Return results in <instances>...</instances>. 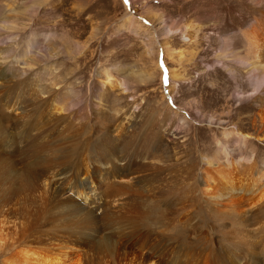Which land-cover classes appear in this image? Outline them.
<instances>
[{
  "label": "rangeland",
  "instance_id": "374dc122",
  "mask_svg": "<svg viewBox=\"0 0 264 264\" xmlns=\"http://www.w3.org/2000/svg\"><path fill=\"white\" fill-rule=\"evenodd\" d=\"M247 3L264 10V0H0V55L11 56L0 66V78L11 79L9 89L0 88V104L6 103L5 111L0 106V264H10L24 246L86 264H264L263 251L233 244L264 236V74L246 73L245 58L234 55L235 40L247 44L243 30L254 21L241 23L240 12L251 10ZM26 86L47 87L61 113L86 122L92 130L87 152L101 157L102 148L118 143L115 128L128 105L142 117L168 115L169 125L159 131L164 142L152 151L174 170L166 175L163 165L153 169L137 159L128 170L136 188L111 193L96 171L91 184L83 167L72 168V180H51L41 204L38 192L20 189L39 153L27 149L26 140L10 139L22 126L17 103L39 99L33 94L29 100ZM44 118L38 115L36 126ZM105 126L110 134H102ZM153 175L178 185L174 199L162 200L159 187L151 190L160 182L142 180ZM240 184L250 186L249 196L237 192ZM223 186L228 194L218 196ZM138 188L159 196L141 233L129 239L100 222L101 241L86 240L87 234H76L78 224L67 228L65 218L54 221L47 212L71 194L97 214L119 213L138 200ZM237 195L253 198L241 206L226 202Z\"/></svg>",
  "mask_w": 264,
  "mask_h": 264
},
{
  "label": "bare ground",
  "instance_id": "6f19581e",
  "mask_svg": "<svg viewBox=\"0 0 264 264\" xmlns=\"http://www.w3.org/2000/svg\"><path fill=\"white\" fill-rule=\"evenodd\" d=\"M247 5H248L247 9H251L249 10V12H247V14L245 10L242 12L239 11L240 12L239 17L242 21L241 23L247 21L251 17L254 18L253 19L254 21L250 24L251 26L246 25L247 28L243 30V35L246 38L245 40L247 41V44H245L240 38H238V40H235L234 45L236 49L234 51L235 52L234 55L236 57L245 58L247 62V66L244 68V70L246 71V73H249L253 70H259L261 73L264 74V10H259L258 8L259 11L257 10L255 12L252 10H255L256 7L249 5V3H247ZM2 51L3 50L0 49V54ZM10 57H4L0 55V66L3 67L4 65H6L9 62ZM16 60L18 62L17 57H16ZM7 71L8 69H4L2 72H7ZM25 71H27V69H25ZM2 75L5 78H0V88L2 90L9 89V85H11L10 84L11 79L10 80L7 79L9 75H6V73ZM45 93L46 95H44ZM25 94L28 95L27 97L28 99L31 96H33V94L37 95L39 99H36V102L33 101L34 103L30 105H27L29 104L28 103L29 101L28 102L26 101L27 106H25V104L21 105L20 102H19L20 106H17L18 103L16 101L13 102L15 105L17 103L15 109L17 110L19 109V112L17 113L20 114L19 115L20 119H22V123L19 119V123H21L22 126L19 125L21 127H18V129H16L17 131L15 132L13 136H11L10 139L11 141L14 139L15 140L17 139L18 141L22 140L23 142L26 140L25 144L27 145L26 146L27 149H30V151L34 155L39 153L37 157H34V158L32 157L33 159L31 158L32 160L29 161L26 171L24 172V174L26 173L28 174H26V176L23 175L24 177L22 176L21 181L19 180V178L17 179V181H20V183H22L21 184L22 187L21 188L19 187L20 189H24L27 191H33L34 194L35 192H38V197L36 198L41 201V204H44V202L46 204V195L49 189L47 187H50V182L54 180V181H60V183H64L69 180H72V178H70L71 176L70 171L72 168L81 167L82 169L83 167V171H82V175H84L83 179L89 178L91 184L93 183L96 184V181L93 182L95 179H94V176H92V172L96 171L102 177L101 179L106 181L107 190L110 191L111 193H112V190L121 191V190L129 189V188H134V189L136 188L135 184H133L134 182L133 179H135V177L134 176L129 177L132 171L129 172L128 170L130 169L132 164L137 159L138 160L145 159L146 161H148V164L151 165V168L154 167L153 169L160 168L162 167L161 165H163L162 168L166 167V169L165 168L163 169L162 171L163 173L167 171L172 172L174 170L173 168L175 167V164L173 167V165L169 166L170 165L169 161H168V164H165V162L161 163L157 154H153V151H152V149L159 147L161 143L164 142V140L159 135L160 134L159 131H161L160 125L162 126L169 125L170 117L168 115L162 118L160 117L161 116L160 113L156 111L154 113H151V114H148L147 116L142 117L143 116L142 114H141L142 116L141 115L139 116L136 113L137 111H135V109L133 108V104L128 105L127 106L128 108H127V111L124 117L120 120V122L116 125V128H115V131H117V134L120 136L119 141L117 140L118 143L114 145L109 143L107 147L101 149L100 153L102 152L101 153L103 157V160H102V157L99 155V153H97L96 150L93 151L92 153L87 152V149L88 148L90 149V143L88 141L90 140L89 133L90 132L92 133L91 128L89 126H86L85 124L86 122L83 124H81L80 122L73 123L74 121H71L70 120L71 118L69 119L70 113H68L69 114L67 115L68 117L63 114L64 112L61 113L60 111L63 106L61 105V107L60 106L55 107L54 106L55 103H51V102H54V99L51 98L54 92H51V90L48 91L47 87H43V86L31 87L30 86V87H27ZM1 104L2 106L5 107L4 110L3 108L2 109L0 108L1 111L2 110L5 111L6 106L4 104L6 103L4 104L1 103ZM14 104H9V105L7 104V105L12 106ZM40 114L42 115V118L43 117H46V118H44V121L41 119L42 123L41 124L38 123L39 125L36 126L34 119L38 117V115ZM51 115H54L55 117L52 118ZM17 116L15 118H18ZM64 117H67L72 123L64 120ZM0 118L4 119L5 117L4 115L3 117L1 115ZM3 121L5 122V120ZM16 121L17 120H15V122ZM3 125L5 124L3 123ZM3 125L1 124V126ZM104 129H105L104 131H101L102 134L111 133L110 132L111 130L109 127H106ZM26 134L27 136L21 138L20 135H26ZM85 137L88 141L85 140ZM2 141L3 139L0 138V146L2 145ZM225 148H228V147H225ZM85 151L88 154L86 153L87 155H85L84 157L80 156L81 153ZM29 159H30V156H29ZM99 159L101 161H99ZM174 163H177V162H174ZM0 173H2L1 168H0ZM229 174L230 173H228L227 175L226 173L225 175L230 179L232 175L229 176ZM11 175L14 176V174H11ZM126 177H129L128 181H123L126 179ZM137 178L138 180L141 179L140 176H138ZM142 180H145L151 183L154 182L155 180L160 182L159 186L154 185L152 186L151 190L154 191L156 188L159 187V189L161 190L160 192H161L162 200H165V199L168 200L171 198L174 199V195L179 189L178 185L172 183L170 181L171 178L165 177V175L161 181L156 175L143 178ZM181 180L183 182V179ZM231 182L232 184H238L234 182V180ZM244 186L240 184L241 188L237 190V192L239 193L244 192L243 195L245 193H248V196H249L251 194L252 189H250V186L249 187L248 186L244 187ZM42 188L44 189L43 192H42ZM221 189H222L221 193L218 196H223V195L228 194L226 186H223ZM231 189L232 191H235L236 188L233 186ZM261 190L263 191L264 187L261 188ZM86 194L87 193L84 194V197L85 199H88ZM135 194L138 196V200L132 201L127 206L122 207L119 213L117 212L114 213V211L108 208L107 209L104 208L105 210L103 209L104 212L101 215L97 214L98 212L96 213L95 212L96 210L94 211L88 205L85 206L86 204L84 205L83 201L78 200L79 198H76L72 196L71 194L66 197L61 196V198L58 199L59 201L57 200L58 202L54 204V207L51 206L50 210L47 212L48 213L50 212L52 216V220L54 221H56L55 218H65L67 220V223L63 225L66 226L67 228L71 229V227H74L75 225L78 224L76 226V234H80V235L87 234L85 236L86 240L91 239L92 237L93 238L101 237V236L98 237V234H100L103 229L104 230L106 229V230H109L115 233L116 236H121V237H124V239H127V238L129 239L130 237L141 233L140 227H142L143 222L146 219H148L147 208L151 207V205H157L156 201L158 200L157 197L159 196V195H156L155 193L150 194L144 188L136 189ZM248 196L242 198V195H237V196L228 198V200H226L225 198V200L226 202L229 201L231 205L233 204L234 206H241V205H244L243 203L245 202L247 203V200L253 198V197H248ZM173 202H175V200H173ZM96 204H99V202H97ZM100 222L102 223L104 222V224L106 225V226L104 225L103 229L101 227L102 225L100 226ZM238 235L240 234H237L236 236L238 237ZM260 238H259L260 240L257 242H254V240H246L247 238H245V241L242 239L241 240L237 239L238 241H234L233 244L237 246L245 245L242 247H247V249H251L252 251L257 249L260 252L262 251L264 252V236ZM104 239L106 242H108V239L106 238V236ZM239 239H240V236H239ZM99 240L101 241V238H99ZM98 243L100 244V242ZM103 243L104 241L101 244ZM11 255H12L11 259L9 258L10 264H86L85 260L82 261L79 257L75 259H72L71 257H69L68 261H66L67 259L64 260L63 258V255H65V253H63L62 255L60 254L58 255V254L44 252L42 250H35L27 246H24L23 248L15 251Z\"/></svg>",
  "mask_w": 264,
  "mask_h": 264
}]
</instances>
